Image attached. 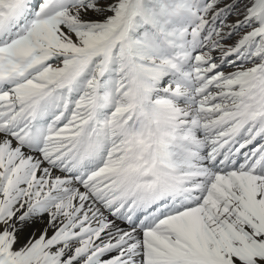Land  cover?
<instances>
[{"label": "snow or ice", "instance_id": "obj_1", "mask_svg": "<svg viewBox=\"0 0 264 264\" xmlns=\"http://www.w3.org/2000/svg\"><path fill=\"white\" fill-rule=\"evenodd\" d=\"M0 264H264V0H0Z\"/></svg>", "mask_w": 264, "mask_h": 264}]
</instances>
